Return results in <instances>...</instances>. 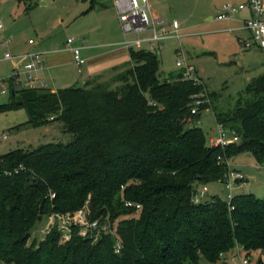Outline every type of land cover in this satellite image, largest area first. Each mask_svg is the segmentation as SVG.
Returning a JSON list of instances; mask_svg holds the SVG:
<instances>
[{"label":"trees","instance_id":"obj_1","mask_svg":"<svg viewBox=\"0 0 264 264\" xmlns=\"http://www.w3.org/2000/svg\"><path fill=\"white\" fill-rule=\"evenodd\" d=\"M130 57L133 66L116 76L115 90L109 83L25 88L0 105V114L25 110L32 128L61 121L74 135L68 144L0 156V263L199 264L204 258L217 264L236 247L248 257L264 252V199L236 195L232 211L218 196L192 202L200 184L225 177L236 155L250 152L264 164V75L250 81L233 111L216 113L240 142L211 147L200 128L185 129L211 108L204 103L192 114L196 99L211 98L201 80H184L182 72L161 81L152 50L131 48ZM87 202L91 219L114 235L94 242L75 228L64 243L54 227L44 240L33 239L44 217Z\"/></svg>","mask_w":264,"mask_h":264},{"label":"rangeland","instance_id":"obj_2","mask_svg":"<svg viewBox=\"0 0 264 264\" xmlns=\"http://www.w3.org/2000/svg\"><path fill=\"white\" fill-rule=\"evenodd\" d=\"M91 1L29 0L20 3L19 0H0V79L10 76L13 72L11 68L15 65L14 60H17L16 57L6 60L5 55H20L18 53L26 49L29 40L44 47L65 48L69 39H82L88 28L101 27L100 35L108 30L113 32L116 25L114 0H96V12H104H94L89 17H82L83 12L91 7ZM227 3L239 4V0H159L155 6L166 26L176 24V32L171 34L169 39L156 43L158 47L154 52L161 61L159 77L164 81L181 74L182 70L176 64L180 57L185 58V62L194 67L197 77L211 96L200 98L205 104H210L211 108L202 111L200 118L186 125L185 129L200 128L208 144L212 136L219 135L216 113L233 111L241 97H244L250 81L264 75V52H244L237 35L224 30L223 22L216 19L219 10ZM209 17L214 20L209 21ZM117 25L121 26L119 21ZM5 31L6 37L3 33ZM148 36L149 33H142L139 37ZM137 38L138 35L131 34L127 39L134 41ZM11 39L9 48L1 45L3 40ZM146 47L147 43L138 49L150 50ZM19 61L18 59L17 62ZM18 63L16 69L23 70L25 64ZM34 73V70L25 72L24 79L26 80L28 75L34 78ZM46 75L47 73L44 74ZM41 83L35 82L34 85L40 87ZM83 86V83L77 84V87ZM119 86L120 83L114 82L111 89L115 90ZM25 88L27 86L20 84L14 86L15 91ZM49 88L56 89V85L49 84ZM9 100L10 95L0 97V105L8 103ZM28 120L25 110L0 114V156L17 149L34 150L50 143L68 144L74 139V135L65 130L61 121L32 128L27 125ZM231 160L232 168L243 171L249 178L246 187L237 185L234 195L256 191L261 199H264V164L260 165L250 152L240 153L228 162L231 163ZM198 189L206 191L211 198L218 196L223 200L228 199L229 191L220 182L200 184ZM49 225L50 218L44 217L34 229L33 239L44 240ZM234 250L226 255L224 261L217 264H242L244 259H248L249 264H264L262 252H255L248 257L241 253L238 247ZM199 264L212 263L202 258Z\"/></svg>","mask_w":264,"mask_h":264},{"label":"built area","instance_id":"obj_3","mask_svg":"<svg viewBox=\"0 0 264 264\" xmlns=\"http://www.w3.org/2000/svg\"><path fill=\"white\" fill-rule=\"evenodd\" d=\"M119 23L123 35L125 37L124 45L131 48H141L144 43H150L156 45L166 39L169 32L161 19L152 18V8L149 0H116L115 3ZM248 14V17L241 18L243 14ZM218 21H234L240 20L241 26L237 29V39L244 50H251L257 48L264 50V0H246L244 3L225 4L218 12ZM176 32V24L173 25ZM142 33H149L146 38H140ZM131 34L138 35V38L134 41H128V36ZM34 41L30 40L29 44H33ZM74 43V39H69L67 42L68 46ZM74 53L75 63L77 66L82 67L85 64V60L81 56L79 48H71ZM182 56V54H180ZM177 61V67L183 72L184 80H192L196 84L200 83V79L196 75V71L193 66L185 62V58ZM6 60L13 59V56L8 53L5 55ZM27 63L23 70L15 69L9 77L0 79V97L10 95L14 90V86L17 84L25 85L27 88L36 87L35 79L32 75H28L27 79H24L25 72L30 73L31 71H39L44 69V62L42 54L30 53L27 55ZM40 87H45L41 85ZM151 105L156 104L152 101ZM192 114H197L199 108L204 102L201 99H196L193 103ZM219 135L217 137L212 136L209 140L211 147L226 148L233 144H238L240 138L236 133L226 129L223 125L218 127ZM228 172L225 177L219 181L229 191L228 199L224 200L229 206V210H234L233 200L235 198L234 190L237 185L246 187L247 177L242 172L232 169L231 164L227 161ZM51 198L54 199L55 195L52 194ZM208 193L204 190L197 189V193L193 196L192 202L195 205L205 204L211 201ZM128 207H133V203L128 202ZM138 210L141 209L140 205H137ZM90 205L89 202L86 205L75 212H68L65 214H52L50 218V225L45 231L47 236L52 228L57 227L62 235V242H68L71 240L74 229L79 230V235L82 237H90L94 242H97L103 233L115 234V230L111 229L108 224H101L99 220H92L90 217ZM122 243L119 238L115 240V252L119 254L122 250ZM242 264H249L248 259H244Z\"/></svg>","mask_w":264,"mask_h":264},{"label":"crops","instance_id":"obj_4","mask_svg":"<svg viewBox=\"0 0 264 264\" xmlns=\"http://www.w3.org/2000/svg\"><path fill=\"white\" fill-rule=\"evenodd\" d=\"M149 1L152 8V18L161 19L163 21L160 13L155 8L159 0ZM244 2H246V0H239V3ZM115 3L116 0H114L113 2V7H115L114 15L116 19V25H114L115 29L113 32H110V30H108L107 33L100 35L102 30L101 27L98 26L88 28L83 38L81 37L82 39H80L79 37L73 38L74 43H72L71 46L67 45L65 48L52 46L44 47L41 44L37 45L36 42H34L33 44H26V49H23L20 53H18L20 55H12L13 58L16 57V59H19L20 61L18 63L17 60H14L15 65L13 64L11 70H15L17 68V63L26 64L28 61L27 55H29L30 53H40L42 54L44 69L36 71L33 76L35 75L34 79L36 82H42L41 85H44L47 89H50L49 84L56 85V89H50L53 92H56L60 89L77 87V84L79 83H83V87H90L91 85L96 83H109L111 86H114V80L116 76L133 66V64L131 63L130 49L124 45L125 37L123 35L121 26L119 27L117 25V21H119V19ZM90 8L83 12L82 17H89L90 15H92V13L96 12L95 8L91 10ZM102 12L104 11L96 13L101 14ZM245 17H248L247 13H244L241 18ZM208 20L212 21L214 20V18L209 17ZM220 22H223L224 30L227 29L228 32L237 35L236 31L241 26L240 20ZM173 25L166 26L163 21V26H165V28L169 32H171L166 39H169V36L174 33L175 28L173 27ZM37 28H41V26H38ZM6 32L7 31L3 32L5 34L4 37H6ZM97 32L99 34L95 35V33ZM11 41L12 39L3 40V42H1V45L9 48V44L11 43ZM147 44L148 47H146V49H154L153 51L157 50L158 46L150 43ZM71 48L80 49L81 56L85 60V64L82 67L77 66V64L75 63L74 53L72 52ZM243 51L249 52V54H260L259 52H264V50H259L257 48H253L251 50L243 49ZM44 72L47 73L46 76H44ZM230 164L232 165V160ZM237 171L245 174L243 171ZM248 181L249 178L247 177V183ZM250 194H254L261 199L260 195L256 191H251ZM238 250L241 253H244L241 247H238ZM234 251L235 250H233L232 252Z\"/></svg>","mask_w":264,"mask_h":264},{"label":"water","instance_id":"obj_5","mask_svg":"<svg viewBox=\"0 0 264 264\" xmlns=\"http://www.w3.org/2000/svg\"><path fill=\"white\" fill-rule=\"evenodd\" d=\"M12 93H13V95H14V94H15V91L13 90ZM39 220H40V218H39Z\"/></svg>","mask_w":264,"mask_h":264}]
</instances>
